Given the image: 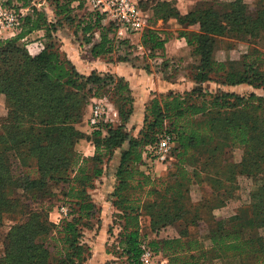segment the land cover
I'll use <instances>...</instances> for the list:
<instances>
[{"label":"trees","instance_id":"1","mask_svg":"<svg viewBox=\"0 0 264 264\" xmlns=\"http://www.w3.org/2000/svg\"><path fill=\"white\" fill-rule=\"evenodd\" d=\"M17 8H31L21 15V30L13 38L0 39V93L9 108L0 133V223L8 214L23 217L12 225L0 264H85L91 248L84 241V228L92 227L96 204L91 195L95 181L103 176L104 163L121 149L112 196L121 219L116 241L118 257L127 264H141L144 236L141 217L150 215L153 230L176 225L178 236L157 237L149 246L168 259V264H216L240 257L247 264H264V96L255 92L240 94L224 88L206 89L210 81L221 87L240 84L264 88V52L252 48L238 62L218 61L214 56V35H257L264 30V0L257 13L247 12L244 0H231L221 9L201 0L196 9L183 14L170 1L139 2L151 16L139 41L142 46L165 53L169 36L155 29L158 20L175 18L185 38L199 56L194 66L196 87L185 93L170 91L154 97L145 107L144 124L138 136L126 129L133 114L131 88L124 77H116L113 98L121 123H99L91 139L95 153L81 157L74 150L83 134L71 125L81 121L82 103L87 93L102 97L107 78L96 72L84 75L52 43L32 56L21 43L34 30L45 29L48 37L65 20L74 23V10L86 6V0H52L54 12L61 17L49 21L47 14L31 5L32 0H17ZM11 6L13 0H4ZM76 4V5H74ZM15 7V6H14ZM77 27L95 57L112 55L116 50L117 25L105 23L99 12L87 11ZM191 27H196L191 29ZM130 39L119 41L128 44ZM139 44V43H138ZM120 57V60H124ZM229 63V64H228ZM93 84L96 87H88ZM203 84V85H202ZM106 132V135L103 134ZM172 136L174 160L168 173L155 179L141 169L151 152L149 147L161 136ZM239 148V162L229 160L228 150ZM34 167L39 176L22 172L17 175L14 162ZM253 181L248 202L241 201L238 177ZM61 189L71 218L55 224L48 219V209H32L33 200L44 198L53 186ZM193 183H206L211 193L194 201ZM22 189L25 196H15ZM240 201L235 214L218 219L214 211L229 200ZM207 224L203 238H194L190 226Z\"/></svg>","mask_w":264,"mask_h":264},{"label":"rangeland","instance_id":"2","mask_svg":"<svg viewBox=\"0 0 264 264\" xmlns=\"http://www.w3.org/2000/svg\"><path fill=\"white\" fill-rule=\"evenodd\" d=\"M3 1L4 0H0V39L4 40L13 38L20 32L22 21L20 20L21 15L19 14L22 13L23 15H26L28 13H32V9L29 7L17 8L16 5H20L17 0H13V4L11 6H4L2 4ZM206 1L211 2L213 6L221 9L225 3L231 0ZM261 1L263 0H244L247 6V12L251 15H255ZM31 5L36 6L39 10L44 11L48 16L49 21L55 22L61 18L55 14L52 0H32ZM89 10V5L87 4L86 0V6H84L83 9H75L73 12V14H76L77 16L75 19L76 21L71 24L65 20H62V23L57 25V27L52 30L51 38L48 37L47 31L45 29H39L34 30L21 41V43L27 47V44L30 42V40L37 41L43 39L42 44H39L41 50L44 49L47 43H52L56 49L60 50L62 54H66V56L69 58L68 52L66 51L67 48L73 56L72 58L75 59V62L71 58L69 59L74 63L80 73L89 75L92 72H96L102 77H107L109 75L114 76L115 81H111L109 78H107L108 85L105 86V89H112L110 94H106L102 97H95L93 96L94 90L90 93L88 92L84 98V103H82L81 106L83 111L81 121L71 124L76 131H79L83 134V136L79 137L73 145V150L81 157H89L95 153L96 147L91 137L93 133L99 129V127L101 128V124H92L90 117L96 105L100 104L104 105L105 108L109 107V111L107 109V113L104 114V117L100 123L111 122L115 125L121 123L116 100L112 97V91H114L115 82H117L116 77H118V74L115 73L117 67H119V69L127 74V77L132 80V82L130 80H128V82L131 88V95L134 100V111L130 116L129 122L126 123V129L130 134L138 136L139 130L144 124L146 105L154 97H161L168 94L170 91L182 94L196 87L198 83L194 80V73L196 72L194 66L200 62L199 56H193L192 59L190 57L188 58L191 62L188 61L187 63L183 56L185 55V52L182 53V56L179 55L178 59L165 58V53L161 50H156V54L153 55L154 52L143 47L139 41L144 30L136 34H131L134 35V38H129L130 42L128 44H120L119 41L128 38L124 36V33H120L119 26L116 27V32L114 35L116 50L112 53V55L95 57L91 54V45L84 41L83 33L81 29L77 27L80 16H83ZM105 19L106 18L104 17L105 23L110 22L109 20ZM146 27L147 22L145 28ZM168 27H171L170 24ZM195 28L196 27H191V29ZM161 31H163V37L166 36V33L169 37L172 36L171 34H173V36L178 35L177 33H173L171 30ZM13 32H15L14 35ZM214 38V56L218 61L238 62L241 60L242 56L249 53L252 48H257L264 52V30L261 31L258 36L255 34L254 36L247 34H234L214 35ZM185 43L187 44L186 40ZM186 47V53L192 50L188 44ZM27 50L32 56L36 55L32 54L28 47ZM120 57H124L125 59L120 60ZM121 77H124L127 80L126 76ZM88 87L90 88L96 86L89 84ZM206 87V89L211 91L224 88L226 90L238 92L240 94L247 95L251 92H255L258 95L264 96V88H255L248 84L221 87L220 82L210 81L206 84ZM8 111L9 108L6 105L5 96L4 111L0 113V133L3 131V126L5 124V119L8 116ZM103 134L106 135V132H103ZM89 143L92 145V147H94V153L92 155H89ZM119 150L120 148L115 151V154ZM115 154L111 159L105 161L103 173V176L107 174L114 175V187L116 185L117 168L115 167L114 162L116 158ZM228 157L230 161L239 162L241 159V150L239 148L228 150ZM173 160L174 157L171 161ZM151 162H156L157 164L159 163L153 153H151L146 159L147 165H149ZM159 166L164 169L163 165L160 164ZM164 167L165 169L159 175H153L151 171H148L151 169L150 165L148 166L149 169H147V172H149L151 177L160 179L166 176L168 173V166L164 164ZM141 169L145 170L143 165H141ZM14 171L17 175L24 172L31 174L33 177L39 176L35 166L28 168L23 167L20 165L19 161L14 162ZM103 176L95 181V187L90 191L96 204V210L95 218H93L91 222L92 227L90 229L84 228V241L88 243L91 248V256L88 258L85 264H127L126 258L124 256L118 257L119 254L115 252L119 251L115 245L122 230V221L118 217L119 211L113 203L112 193L114 189L110 193H106L103 190L105 187V182H102L101 180ZM238 182L241 191V201L248 202L250 197L249 195L253 187V181L244 175H240L238 177ZM65 186L66 185L63 183H61V185L53 186L47 196L39 200H33L31 203V208L35 210L41 207L47 208L48 219L55 224H60L63 219L71 218V215H69V207L67 204H65L66 198L61 192V189ZM99 186L100 190H96ZM210 191L211 188L206 183H193L191 186V196L194 201L202 200L203 194L211 193ZM103 193H105V195H103ZM15 196L23 198L25 193L22 189H17L15 191ZM105 201L112 204L114 210L112 208L109 209L105 205ZM228 202L229 205H224L228 206V208H223L224 206H222L215 209L214 214L218 219L227 218L235 214L237 211L240 201L231 199ZM22 219L23 217H20L15 213L8 214V216L4 218V221L0 223V256L5 251L7 236L12 229V225ZM189 229L194 238H203L208 231L207 224L204 222L200 223L199 226H190ZM141 231L144 236L143 242H148L149 240L157 237V234L160 237L178 236V229L176 225H168L165 228H161L159 231L153 230L152 217L145 213L141 217ZM173 231H177V235H174ZM262 233L264 234V230H262ZM153 261L154 264H168V259L163 255L162 257L154 258Z\"/></svg>","mask_w":264,"mask_h":264},{"label":"built area","instance_id":"3","mask_svg":"<svg viewBox=\"0 0 264 264\" xmlns=\"http://www.w3.org/2000/svg\"><path fill=\"white\" fill-rule=\"evenodd\" d=\"M87 4L91 11L99 12L106 18L105 20L114 22L129 34L139 33L146 26L147 14L137 0H87ZM107 109L109 111V107L96 105L90 117L91 123L98 125ZM172 147V136L165 133L148 149L155 155L157 161L167 165L173 159ZM142 249L141 264H154V258L162 257V254L155 252L147 241L142 242Z\"/></svg>","mask_w":264,"mask_h":264},{"label":"crops","instance_id":"4","mask_svg":"<svg viewBox=\"0 0 264 264\" xmlns=\"http://www.w3.org/2000/svg\"><path fill=\"white\" fill-rule=\"evenodd\" d=\"M138 2H149L150 6L153 5V1L154 0H137ZM161 1H170L172 2L181 13L186 14L190 11H193L194 9H196L197 4L199 2V0H161ZM150 6H148V8H146L144 11L147 14V18H146V22L148 21V18L151 16V9ZM170 24L171 27H168V25ZM179 23L175 18H171L168 21H164L163 19L158 20L157 24L155 26H153L155 29L158 30H171L173 31V33H177L181 27H179ZM120 33H124V36L126 38H134V35L129 34L127 31L120 29ZM15 34V32H13V35ZM172 36L169 38V41L165 44V58H170V59H178V56H182L183 52H185L184 58L186 59V62L188 63L189 61V57L192 59L193 55L191 54V51L186 53V46L187 44L185 43V38H181L178 35L177 36H173V34H171ZM124 37V38H125ZM136 37V35H135ZM137 38V37H136ZM43 39L41 40H30V42L27 44L28 49L30 50V52L32 54H37L41 51L39 44H42ZM69 44V43H67ZM66 47V46H65ZM66 51L68 52V56L69 58H71L74 62L75 59H73L71 53L69 52V50L66 48ZM75 55V54H74ZM191 62V61H189ZM115 73L118 74V76H126L127 74H125L121 69H119V67H117V69L115 70ZM130 73V72H129ZM127 80H130L132 82L131 79H129L127 77ZM4 106H5V95L3 93H0V113H2L4 111ZM94 153V147H92V145L89 143V155H92ZM120 154H121V149L115 154V167L118 166L119 164V160H120ZM160 163V162H159ZM157 164L156 162H151L149 165L151 166V169L148 168L149 165L145 164L143 165L145 170L147 171V169H149L148 171H151L154 174H160L163 172V170L165 169L164 164L160 163L161 165H163V168L161 166H159L160 164ZM113 174H107L104 175L101 180L102 182H105V187H104V191L106 193H110L113 189ZM156 178V177H155ZM96 190H100V186L96 189ZM202 191V190H201ZM103 195H105V193H103ZM105 205L110 209L113 208V205L106 202L105 201ZM229 202H227L226 204H228ZM108 204V205H107ZM225 204V205H226ZM112 205V206H111ZM229 205V204H228ZM228 208V206H224L223 208ZM236 213V212H235ZM174 235H177V231H173ZM227 262L224 261H218L216 264H247L245 262H243V260L240 257H233V258H229L228 260H226ZM254 264V263H251Z\"/></svg>","mask_w":264,"mask_h":264}]
</instances>
